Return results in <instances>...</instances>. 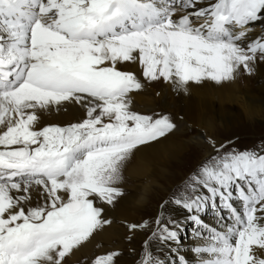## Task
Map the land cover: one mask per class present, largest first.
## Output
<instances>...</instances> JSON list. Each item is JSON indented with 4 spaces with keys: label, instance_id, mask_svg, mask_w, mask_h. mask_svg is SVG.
Here are the masks:
<instances>
[{
    "label": "snow or ice",
    "instance_id": "1",
    "mask_svg": "<svg viewBox=\"0 0 264 264\" xmlns=\"http://www.w3.org/2000/svg\"><path fill=\"white\" fill-rule=\"evenodd\" d=\"M257 24L264 0H0V264H66L111 224L104 205L124 195L136 153L175 130L168 115L132 109L144 84L129 65L147 81L219 85L264 62ZM65 103L84 118L40 126ZM211 148L167 202L204 241L194 259L154 256L164 249L145 241L137 264H264V143ZM155 224L149 240L176 252L180 222Z\"/></svg>",
    "mask_w": 264,
    "mask_h": 264
},
{
    "label": "bare ground",
    "instance_id": "2",
    "mask_svg": "<svg viewBox=\"0 0 264 264\" xmlns=\"http://www.w3.org/2000/svg\"><path fill=\"white\" fill-rule=\"evenodd\" d=\"M262 31L264 28L257 24L251 35L255 37ZM126 70L133 71L144 84L142 90L132 94V109L148 115L163 111L165 114H169L170 119L176 124V128L166 138L142 147L136 153L124 175L126 174L128 179H131L130 181L136 182L143 179L146 182V185H143L141 189L142 198L127 196L122 200L119 199L114 206L104 205V215L111 221V224L105 225L79 250L74 251L70 257L66 258L72 262H76L81 256H84L86 264H93L97 257L120 250L124 234L137 233V238L140 230L144 227L129 230V225L136 222L133 220V213L136 214L147 202L157 204L161 202L163 194L159 193L155 185L161 180L170 186L175 185L174 182L181 177V174L176 173L177 168L180 166L179 163L185 161L186 153L189 152V159H191L185 165L186 170H189L201 156H206L212 151L211 144L213 142L219 146L217 141H219L220 134L218 132L220 129H228L235 124V119L231 116L233 111L228 104L238 101L241 97L249 110H261L264 107V62L253 65L251 74L236 75L233 80L219 85L206 81L201 84L191 83L186 87L163 79L145 80L139 63L129 65ZM84 116L85 110L79 105L65 103L59 108L53 107L50 111H45L41 116L40 126L63 127L80 122ZM216 119L221 121L220 125H217ZM162 167L167 170H163ZM127 177L125 176L122 186L126 185L125 182H129ZM133 191L138 192L136 187ZM176 209L178 213H182L181 215L187 213L182 208L177 207ZM197 243H204V241L193 238L189 244L194 246ZM190 245L181 246L178 243L173 244L172 247L177 249L175 254H183L191 261L194 257L190 251ZM149 246L153 248L150 242ZM162 248L165 251V257L172 261L175 257L174 255L170 256L172 252L168 250L167 246H162Z\"/></svg>",
    "mask_w": 264,
    "mask_h": 264
},
{
    "label": "rangeland",
    "instance_id": "3",
    "mask_svg": "<svg viewBox=\"0 0 264 264\" xmlns=\"http://www.w3.org/2000/svg\"><path fill=\"white\" fill-rule=\"evenodd\" d=\"M245 73L246 72L241 71L237 75L242 76ZM239 99L234 103L228 104V106L231 107V111H233L234 113V114L231 113V116L233 119H235V124L228 129L221 128L220 131L218 132L220 135L218 136L219 141L217 142L218 145L228 144L230 147L232 145H235L240 149H250L258 144L264 143V107L261 108V110L259 109L254 111L251 109L249 110L248 107L245 106L243 101L241 100L242 98L239 97ZM255 112H257L258 114ZM157 113L165 114L163 111H158ZM251 114L254 116H252ZM216 123L217 125H220L221 121L216 119ZM189 157L190 156L188 152L185 155L186 158L185 161L179 163L180 166H178L176 173L181 174V177L174 182L175 185L170 186L165 181L162 180L158 181L159 183L155 185L156 189L159 190V193L163 194V199L161 200V202L158 204L147 202L144 207H142L140 210H138V212H136V214L135 212L133 213L134 215L133 220L136 221L135 224L137 225L146 224L147 226L140 230L139 232L140 234L137 235V238H136L137 233L124 234L123 240L121 242V248L120 250L117 251L120 253V255L116 259V264H137V262L140 260V253L144 246L145 241L150 242L151 246L153 247L152 249H155L156 247H162L159 244L158 240L155 239L149 240L151 233L156 230L155 221L157 217L160 215H162L163 222L166 224L168 223L169 219H174L180 222V226L178 227L177 230L179 232V237H180L178 243L181 244V246L190 245L189 244L190 241L193 240V238H197L194 235L193 223L189 219H187L189 214L186 213V215H181L182 213L181 212L178 213L176 209L177 207L174 204L167 203L174 193H178L179 186L182 184L185 177L192 169L196 167V165L200 162V160L204 156H201L199 158V161H195L190 167V169L186 170L185 165L188 164V162L191 160L189 159ZM162 168L163 170H167V168L165 167ZM124 176L127 177L126 174ZM127 180L129 182L128 183L125 182L126 185L122 186L124 190V195L119 199L122 200L127 196L137 197V199L142 198L141 189L143 185H146V182H144L143 179L138 180L139 182L138 181L135 182L133 180L130 181L131 179L129 180L128 177ZM135 187L137 188L138 192L133 191ZM161 206H163V209L161 208ZM236 206L237 208L240 207L238 202H236ZM202 218L208 224H210L211 222L213 224L216 221L215 212L211 208L207 209L206 213L202 214ZM169 226L171 227V225ZM189 247L192 248L193 247L192 244ZM153 255L165 256V251L163 252L153 251ZM171 255L176 256L177 253L175 254L174 252H172L170 253V256ZM66 264H86V259L84 258V256H81V258L78 259V261L76 262H72L71 260L66 259Z\"/></svg>",
    "mask_w": 264,
    "mask_h": 264
}]
</instances>
